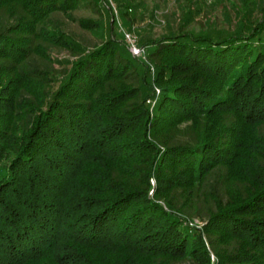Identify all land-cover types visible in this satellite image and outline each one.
Wrapping results in <instances>:
<instances>
[{
    "label": "trees",
    "instance_id": "1",
    "mask_svg": "<svg viewBox=\"0 0 264 264\" xmlns=\"http://www.w3.org/2000/svg\"><path fill=\"white\" fill-rule=\"evenodd\" d=\"M111 11L0 0V264H264V6L147 61Z\"/></svg>",
    "mask_w": 264,
    "mask_h": 264
},
{
    "label": "rangeland",
    "instance_id": "2",
    "mask_svg": "<svg viewBox=\"0 0 264 264\" xmlns=\"http://www.w3.org/2000/svg\"><path fill=\"white\" fill-rule=\"evenodd\" d=\"M108 2L114 18L112 16L106 18L104 15L106 19L103 21V31L90 33L77 23L69 21L65 30L89 46L98 45L110 37L109 27L114 19L115 38L124 40L121 31L132 33L137 36L139 45L148 51L149 47L146 46L148 42L177 35L183 30L201 33L213 30L235 32L241 29L244 22L251 24L261 18L264 6V0H215L211 5L204 3L203 0H108ZM190 14L192 19L187 20ZM125 15L128 25L125 24ZM76 17L98 19L99 15L82 9L76 13ZM53 57L58 60L56 62L58 69L68 68V62L72 60L67 52H55Z\"/></svg>",
    "mask_w": 264,
    "mask_h": 264
},
{
    "label": "built area",
    "instance_id": "3",
    "mask_svg": "<svg viewBox=\"0 0 264 264\" xmlns=\"http://www.w3.org/2000/svg\"><path fill=\"white\" fill-rule=\"evenodd\" d=\"M204 3L211 5L215 2V0H203ZM124 40L127 43L130 51L135 57L141 58L144 61H147V49L143 48L139 45V41L137 36H135L132 33L126 32V31H121ZM198 223V222H197Z\"/></svg>",
    "mask_w": 264,
    "mask_h": 264
}]
</instances>
